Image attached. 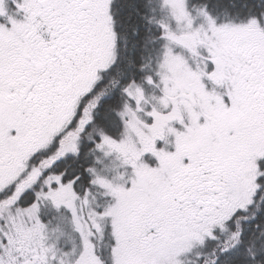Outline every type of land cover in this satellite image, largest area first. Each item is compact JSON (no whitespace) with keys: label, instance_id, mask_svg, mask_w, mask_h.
Instances as JSON below:
<instances>
[{"label":"snow or ice","instance_id":"6c2138e0","mask_svg":"<svg viewBox=\"0 0 264 264\" xmlns=\"http://www.w3.org/2000/svg\"><path fill=\"white\" fill-rule=\"evenodd\" d=\"M0 264H264V0H0Z\"/></svg>","mask_w":264,"mask_h":264}]
</instances>
